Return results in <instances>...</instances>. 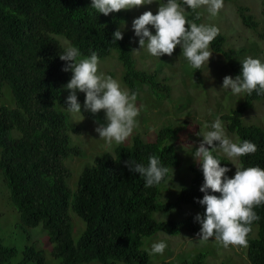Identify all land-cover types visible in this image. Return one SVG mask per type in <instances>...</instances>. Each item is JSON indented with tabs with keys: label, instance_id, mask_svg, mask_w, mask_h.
<instances>
[{
	"label": "trees",
	"instance_id": "obj_1",
	"mask_svg": "<svg viewBox=\"0 0 264 264\" xmlns=\"http://www.w3.org/2000/svg\"><path fill=\"white\" fill-rule=\"evenodd\" d=\"M186 9V19L202 22L199 8ZM200 18L197 20L196 15ZM244 26L256 29L258 23L248 9H238ZM121 14L104 16L91 8V0H0V91L7 86L15 107L0 106V173L9 192L11 204L19 214L24 228L39 226L51 244L50 255L60 264H152L144 241L159 233L176 236L187 232L194 236L201 230L195 221L205 207L200 191L204 183L201 166L192 165L191 181L181 188L174 202L162 203L160 187L170 170L178 167L174 147L168 144L176 131L170 127L160 130L153 141L135 137L131 145H119L113 153H104L86 166L78 177L75 189L69 186L71 171L67 161L82 156L72 145V133L79 128L70 126L66 112L65 85L72 73L64 72L65 61L59 59L65 47L57 37L79 49L82 57L96 52L99 60L117 53L129 92H140L148 86L156 100L169 96L170 87L157 72L138 70L133 59L132 38L121 30ZM120 29L123 39L113 41ZM226 38L220 33L210 49L222 54L234 77L242 66L234 61L236 53L223 49ZM192 68V67H191ZM198 83L202 82L203 66L192 68ZM264 95H245L243 102L220 119L225 130L234 134L238 143L245 140L256 145L255 154L239 158L240 167L264 169V125H245L244 114ZM156 155L169 173L159 185L145 187V179L130 173L124 166L128 159L148 165ZM221 167L232 165L214 153ZM209 194L219 196V193ZM181 205L191 206L196 213L180 220L157 221L155 213L170 212ZM260 219L252 224L248 235L246 255L250 264H264V205L254 208ZM73 212L84 224L77 241L73 234ZM254 227H257L254 233ZM18 250L4 244L0 238V264H10ZM206 254H198L185 264H205ZM47 264L45 254L33 246L25 247L20 264ZM160 264H174L163 261Z\"/></svg>",
	"mask_w": 264,
	"mask_h": 264
},
{
	"label": "rangeland",
	"instance_id": "obj_2",
	"mask_svg": "<svg viewBox=\"0 0 264 264\" xmlns=\"http://www.w3.org/2000/svg\"><path fill=\"white\" fill-rule=\"evenodd\" d=\"M182 0H179L181 3ZM166 3L167 0H154L151 5H144L130 10H121L118 13H110L108 16L121 14L123 21L121 30L129 34L132 38L131 46L133 59L138 70L157 72L159 78L166 81L170 87L169 96L163 100H156L151 94L148 86L141 85L138 93L136 106L140 109L137 117L138 126L132 135L122 144L113 143L107 145L105 141L95 131L99 123H105V112L101 110L96 115L90 111H84L85 94L77 92L78 102L81 105L82 115L67 114L72 128H79L80 133H72V145L77 146L82 151V156H72L67 161V166L71 171L68 181L71 189H75L77 180L86 166L93 163L94 159L104 153H113L119 145H131L135 137H140L146 141H153L157 133L163 128L170 127L176 131L175 135L168 140L178 155L179 165L170 170L169 177L160 187L159 201L162 203L174 202L181 188L188 186L192 173L190 167L198 165L193 156L195 149L199 147L204 132L211 130L210 125L223 115L230 114L240 105L246 94L233 95L230 89H223V79L225 76L235 78L226 65V60L222 54L212 52L208 67L203 66L202 82L198 83L192 72L189 61L182 55L179 46L174 50L172 56L163 55L154 57L147 47L140 50L139 37L135 35L133 21L139 18L144 12L151 11L157 14L159 3ZM183 7V6H182ZM244 7L248 9V14L252 15L258 23L256 29L243 25L238 9ZM199 11L202 14L201 24L215 26L219 33L226 38L223 49L234 51V61L238 64L248 58L261 60L264 63V0H224V7L215 16H212L207 6H201ZM187 11L185 9V16ZM149 30L155 35V29L149 26ZM63 47L70 46L68 41L62 37H57ZM140 50V51H139ZM99 72L105 76H111L117 80L122 88H127L123 81L124 70L118 60L116 52L107 58L99 60ZM242 66V65H241ZM64 98L67 99L69 92L64 88ZM14 108L15 103L10 89L5 86L0 91V106ZM84 117V118H83ZM242 122L245 125H264V100L253 103V107L248 110ZM208 125L209 127H205ZM224 126V125H223ZM226 135L233 142L238 143L234 134ZM199 133V135H197ZM219 156L226 158L232 165V176L236 169L240 167L239 158L230 160L224 154L217 152ZM196 213L188 205H181L178 209L168 213H155L153 217L157 221L180 220ZM73 221V234L75 241L78 240L83 228V222L71 212ZM257 227H254L256 233ZM0 238L4 244L18 250V255L10 264H20L23 260V251L27 246H33L41 250L46 257L47 264H60L50 255L51 244L48 236L41 226L29 229L21 225L19 214L9 199V192L3 177L0 173ZM164 241L167 247L163 254H153L151 251L154 243ZM144 247L151 255L152 264H160L163 261H170L174 264H185L191 262L198 254H206L205 264H250L246 249L229 246L225 248L222 243L210 238L207 242L199 240L187 232L171 236L159 233L144 241ZM32 264V263H30ZM90 264H98L96 262Z\"/></svg>",
	"mask_w": 264,
	"mask_h": 264
},
{
	"label": "clouds",
	"instance_id": "obj_3",
	"mask_svg": "<svg viewBox=\"0 0 264 264\" xmlns=\"http://www.w3.org/2000/svg\"><path fill=\"white\" fill-rule=\"evenodd\" d=\"M154 0H91V8L99 14L108 16L121 10H130L144 5H151ZM187 8L195 11L201 6H207L208 12L215 16L224 7V0H183ZM200 18L199 13L196 19ZM155 29V35L149 30ZM135 35L139 37V48L146 45L147 51L154 57L172 56L177 46L182 55L194 69H201L209 64L213 56L209 50L210 44L219 34L215 26L197 24L186 19L185 8L179 0H167L159 3L157 14L144 12L133 21ZM123 39L118 29L113 34V41ZM139 50V51H140ZM132 52H138L132 50ZM61 61L67 62L64 72H71L72 78L65 85L69 92L65 108L71 114L82 115L77 92L85 94L84 111L96 115L101 110L105 112V123H99L95 131L100 139L111 146L113 143H124L138 126L137 117L140 109L136 106L137 92H129L111 76L99 72L100 63L96 52L88 57H82L78 48L69 46L59 55ZM242 71L235 78L225 76L223 89H230L233 95L256 92L264 95V63L251 57L242 62ZM83 116V115H82ZM84 118V117H83ZM205 127H209L205 125ZM211 130L203 133L199 147L195 149L194 160L201 166L204 183L200 191L203 199L197 201L205 207L203 215L197 214L195 221L201 225L197 234L199 240L207 242L210 238L223 244L225 248L248 247V235L252 224L260 219L254 211L255 207L264 205V169L260 167H235L234 178H228L227 167H221V161L214 153L220 152L230 160H236L248 154H255L257 147L250 141L235 143L228 138L220 118L211 125ZM124 166L130 173H138L145 179V187H153L164 181L169 168L161 165L158 156L151 155L148 165L128 159ZM211 193H219L213 195ZM167 244L164 241L154 243L153 254H163Z\"/></svg>",
	"mask_w": 264,
	"mask_h": 264
}]
</instances>
